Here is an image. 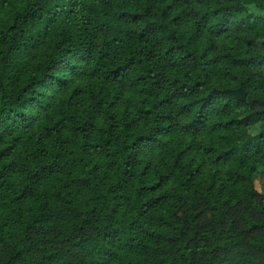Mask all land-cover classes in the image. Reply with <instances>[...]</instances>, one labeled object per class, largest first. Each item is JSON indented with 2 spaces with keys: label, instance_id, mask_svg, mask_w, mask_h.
I'll return each mask as SVG.
<instances>
[{
  "label": "trees",
  "instance_id": "obj_1",
  "mask_svg": "<svg viewBox=\"0 0 264 264\" xmlns=\"http://www.w3.org/2000/svg\"><path fill=\"white\" fill-rule=\"evenodd\" d=\"M258 172L264 0H0V264H264Z\"/></svg>",
  "mask_w": 264,
  "mask_h": 264
},
{
  "label": "water",
  "instance_id": "obj_2",
  "mask_svg": "<svg viewBox=\"0 0 264 264\" xmlns=\"http://www.w3.org/2000/svg\"><path fill=\"white\" fill-rule=\"evenodd\" d=\"M225 93L238 101L244 102L246 100V93L241 86L236 89L225 90Z\"/></svg>",
  "mask_w": 264,
  "mask_h": 264
},
{
  "label": "rangeland",
  "instance_id": "obj_3",
  "mask_svg": "<svg viewBox=\"0 0 264 264\" xmlns=\"http://www.w3.org/2000/svg\"><path fill=\"white\" fill-rule=\"evenodd\" d=\"M253 180H254V185H255L256 190L260 194H262L264 197V177L263 175L258 172L256 175H254Z\"/></svg>",
  "mask_w": 264,
  "mask_h": 264
}]
</instances>
